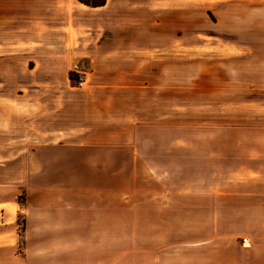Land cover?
I'll list each match as a JSON object with an SVG mask.
<instances>
[{
	"label": "crops",
	"instance_id": "crops-1",
	"mask_svg": "<svg viewBox=\"0 0 264 264\" xmlns=\"http://www.w3.org/2000/svg\"><path fill=\"white\" fill-rule=\"evenodd\" d=\"M0 44H19L21 81L64 77L80 61L89 82L77 92L65 82L19 89V174L0 167V247L12 249L13 264H264V0H0ZM65 44L79 45L74 60ZM134 44L159 46L153 59L137 58ZM167 44L177 58L190 55L193 88L216 98L213 112L255 121L211 125L206 137L143 136L126 99L147 63L167 59ZM77 150L94 162L129 150L128 175L142 176V188L131 185L121 202L118 185L57 184L69 170L56 164ZM120 174L119 164L102 173ZM137 203L159 231L144 233L142 249H121V207Z\"/></svg>",
	"mask_w": 264,
	"mask_h": 264
},
{
	"label": "rangeland",
	"instance_id": "rangeland-1",
	"mask_svg": "<svg viewBox=\"0 0 264 264\" xmlns=\"http://www.w3.org/2000/svg\"><path fill=\"white\" fill-rule=\"evenodd\" d=\"M11 21V20H10ZM14 27V25L12 24ZM11 25L8 26L10 30ZM13 36H18L13 34ZM97 45V44H96ZM106 46H116L115 44H105ZM176 44H167L168 52L167 59L161 61V66L158 62L152 61L145 65L146 75L144 81L135 82L136 88L134 94L130 92L126 99L127 108L130 111H135L136 117L145 121L140 129L143 136H167L169 140L176 137H206L213 133L209 127L211 125H224L227 123L254 122V113H219L213 112L217 107L214 105L216 98H206L197 88H193V67L192 58L189 56L177 58ZM78 44H65L64 49L70 50L69 59H75L74 51L78 50ZM94 46V44H87ZM159 44H134L135 56L137 58H154V52L149 49ZM113 51H118L113 48ZM131 53L130 55H132ZM57 65H46L44 72H49ZM161 69V76H160ZM85 66L78 61L77 65L69 71L66 76L44 75V79L38 81L19 80V44H0V167L2 164L9 166V175L16 177L19 174V162L16 155L19 154V89L32 88V84L36 88L53 87L54 83H59L58 86H63L65 82L67 88L74 92L86 88L89 82H86ZM161 77V78H160ZM85 82L79 85L80 81ZM198 77H196L197 83ZM133 83V82H129ZM42 98V97H41ZM78 98V96H75ZM123 98H119V101ZM208 101H211V107H208ZM213 102V103H212ZM120 106H125L121 101ZM166 125V126H165ZM196 125L197 127H192ZM159 126H162V134H160ZM192 127V128H191ZM205 151V150H204ZM202 152V151H201ZM129 150L120 151L118 155L109 153V160L104 159L98 161H81L79 157L88 156L91 153L89 150H77V152L69 153V160L63 163H57L56 167H62L69 170V174L64 177L57 176L55 181L57 184L71 185L79 190L87 186H110L111 184L118 185L121 191V202L127 200L125 194L131 189V185H137L142 188L144 178L142 176H129L128 172L133 168L129 157ZM101 156L106 157L107 152L101 151ZM68 156V155H66ZM118 158V161H115ZM117 164L121 169L119 177L103 176L104 168H116ZM177 165L173 164L172 166ZM166 167L168 170L178 169V167ZM138 167V166H137ZM139 171L142 172L144 165L139 164ZM82 169L81 173L74 175L73 170ZM122 169L124 171L122 172ZM72 170V172H71ZM1 174V173H0ZM71 174V175H70ZM73 174V175H72ZM114 180V181H113ZM154 186V181L152 182ZM142 190V189H141ZM7 191L10 193L16 191L17 197L15 202H23L24 195H19V186L15 182H11L7 186ZM4 191L0 188V197ZM136 201L142 200V192L134 198ZM1 200V198H0ZM123 203H121L122 205ZM140 204V203H139ZM145 210L141 203L134 209L121 207V249H142L144 245L143 235L145 232L154 233L159 231V226L153 222L147 224L144 216ZM2 217L0 215V221ZM22 216H18L16 230L19 233V223H22ZM166 231V228H165ZM186 226H183V233L186 234ZM188 233V232H187ZM127 235H133L135 238L129 239ZM22 247V241L19 244V239L16 245V253H19V248ZM11 248L0 247V264H13L10 260Z\"/></svg>",
	"mask_w": 264,
	"mask_h": 264
},
{
	"label": "trees",
	"instance_id": "trees-1",
	"mask_svg": "<svg viewBox=\"0 0 264 264\" xmlns=\"http://www.w3.org/2000/svg\"><path fill=\"white\" fill-rule=\"evenodd\" d=\"M79 1L92 6L103 5L105 3V0H79Z\"/></svg>",
	"mask_w": 264,
	"mask_h": 264
},
{
	"label": "built area",
	"instance_id": "built-area-1",
	"mask_svg": "<svg viewBox=\"0 0 264 264\" xmlns=\"http://www.w3.org/2000/svg\"><path fill=\"white\" fill-rule=\"evenodd\" d=\"M83 81L81 80L80 82H79V85L81 86V85H83ZM242 241H243V244H246L247 242H248V239L247 238H242Z\"/></svg>",
	"mask_w": 264,
	"mask_h": 264
}]
</instances>
